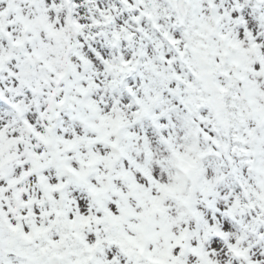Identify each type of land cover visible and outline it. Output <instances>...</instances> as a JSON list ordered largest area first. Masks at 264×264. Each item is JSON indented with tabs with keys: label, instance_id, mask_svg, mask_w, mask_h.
Instances as JSON below:
<instances>
[{
	"label": "snow or ice",
	"instance_id": "1",
	"mask_svg": "<svg viewBox=\"0 0 264 264\" xmlns=\"http://www.w3.org/2000/svg\"><path fill=\"white\" fill-rule=\"evenodd\" d=\"M0 264H264V0H0Z\"/></svg>",
	"mask_w": 264,
	"mask_h": 264
}]
</instances>
